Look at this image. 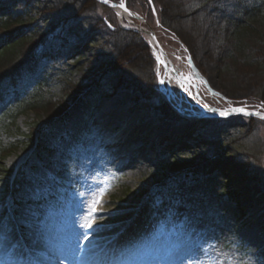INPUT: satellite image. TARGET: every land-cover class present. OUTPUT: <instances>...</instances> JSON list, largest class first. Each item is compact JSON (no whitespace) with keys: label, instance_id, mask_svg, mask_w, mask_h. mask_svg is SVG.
<instances>
[{"label":"rangeland","instance_id":"1","mask_svg":"<svg viewBox=\"0 0 264 264\" xmlns=\"http://www.w3.org/2000/svg\"><path fill=\"white\" fill-rule=\"evenodd\" d=\"M51 1L73 11L80 6L88 21L102 18L136 31L149 45L147 53L156 47L147 33L156 28L153 20L142 16L134 20L90 0ZM236 1L264 8V0H220V12L226 13L224 5ZM139 8L147 11L145 6ZM32 9L28 0H5L0 17L26 16ZM202 13L186 22L200 27L190 29L193 36L189 34L187 41L191 39L193 47L191 64L208 87L201 102L187 100L177 78L157 84L158 72L166 75L155 62L158 52L152 55L156 79L148 99L120 86L115 71L108 68L106 29L89 32L76 20L69 25L52 22L48 27L41 21L46 31L36 50L35 73L24 76L18 86L8 84L0 122L8 105L43 80L53 104L69 105L70 117L56 119L46 132L48 117L33 111L21 114L9 131L0 123V140L17 144L3 165L23 170L28 177L16 204L8 188L13 177L0 176V232L7 237L0 248V264L15 259L17 264H264V120L204 115L215 108L247 104L257 87V75L242 83L224 74L218 60L225 37L223 18L212 6ZM257 21L262 27L264 19ZM24 32L28 37L34 27L27 26ZM156 32L174 66L193 73L182 44ZM4 34L0 31V46ZM259 57L264 62V53ZM94 65L99 70L86 77L87 68ZM82 81L90 85L74 105L70 92ZM165 88L171 92L170 100ZM35 122L41 125L40 140L29 146L28 129ZM174 154L191 171L165 179L158 163ZM214 178L224 181L215 185L228 187L227 192L207 190ZM105 189L95 216L102 230L88 231L89 239H81L77 251L76 234L85 231L79 225L89 215L91 201ZM100 238L105 243L120 241L107 258L100 257L105 246ZM11 245H16L15 250ZM7 247L10 251H5Z\"/></svg>","mask_w":264,"mask_h":264},{"label":"trees","instance_id":"2","mask_svg":"<svg viewBox=\"0 0 264 264\" xmlns=\"http://www.w3.org/2000/svg\"><path fill=\"white\" fill-rule=\"evenodd\" d=\"M5 0H0V5L4 4ZM95 6L101 5L97 1L90 0ZM119 2L120 0H112ZM220 0H127L128 8L137 12L146 21H155L153 25L156 27L152 29L154 32L159 31L163 34L169 35L171 38L179 41L182 47L192 54V43L187 41L192 33L190 29H199L200 27L188 26L186 22L192 15L203 11L202 14H206L211 10V6L215 11L219 12L221 16L220 24L222 26L225 37L219 53L220 64H223L224 74L234 78L238 82H244L248 78H254L257 75L256 80L257 87L251 93L253 98L247 100V105L258 107L264 104V62L259 57L264 53V21L263 26L259 27L257 20L264 19V8L261 5L242 4L240 1H236L233 6L225 4L226 13L220 12V7L223 4L219 3ZM71 2H77L72 0ZM140 2V5L139 3ZM28 3L32 4L33 9L26 16L14 17L12 15L0 17V31L5 34V40L0 46V106L5 104V94L8 88L13 84H16L24 74H34L35 65L38 60L35 57L37 47L44 40V32L46 31V24L51 25L52 22L69 23L74 20L78 21L80 27L90 29L89 32L96 31L97 28L106 29L110 34L109 42V63L108 68L111 67L115 71V75L119 80L120 86H124L127 89L134 91L136 94L142 97H148L150 99V93L155 75L153 73V56L147 53L149 45L145 44L144 38L140 36L134 30H128L124 28L115 27L110 21L102 18H94V21H88V16L81 13L80 6L76 7L73 11L72 8H66L60 3L56 5L51 0H28ZM66 3L63 1L61 4ZM73 5V4H72ZM145 6V10H140L139 7ZM157 7V9H156ZM155 9V12L153 11ZM52 11V14H48ZM36 16L33 18L32 16ZM41 21H45V25H40ZM149 21V22H150ZM159 21V23H157ZM27 26H33L34 32L28 37L26 36ZM90 27V28H89ZM45 29V30H44ZM44 30V31H43ZM157 33V32H156ZM195 43V40L193 41ZM194 55V54H192ZM78 64V63H77ZM99 70L96 65L89 66L87 68L86 77L91 73ZM260 70V71H259ZM261 70L263 72H261ZM248 73H251L250 75ZM256 73V74H254ZM244 74L248 77L244 78ZM242 78H241V77ZM157 78V77H156ZM155 78V79H156ZM239 78V80H238ZM241 78V79H240ZM158 79V78H157ZM84 81V79H83ZM80 82L75 87L76 89L71 91L72 100L74 105L81 102V96L83 92L89 88L90 83ZM31 93L25 94L11 104L1 116V126L4 130H10L12 126L16 125L17 118L21 114L28 112H36L37 114H45L48 117V122L43 127V131H48L55 120L65 121L70 117L69 105L63 103L53 104V95L44 91L47 88L45 81L39 82ZM92 83V82H91ZM8 85V86H7ZM10 86V87H9ZM78 87V89H77ZM48 90V89H47ZM166 105L162 106L164 109ZM40 123L35 122L30 127L28 139L30 145L36 143V140H40L37 130L40 129ZM39 144V143H38ZM16 143L5 145L0 140V176L4 178H11V184L9 185L10 194L16 199L18 194L22 191L23 185L27 183L28 177L23 170H18L14 174L15 170H8L4 164V161L13 153L17 148ZM41 150L40 147H38ZM159 170H162L163 177L165 179L172 178L176 175H185V173L191 171L188 168L186 162L179 157V155H172L169 158L160 160ZM220 179L214 178L212 184H210L207 190H211L213 193H219L226 191L228 187L220 188L215 185ZM220 182H224L222 179ZM226 188V190H224ZM211 192V193H212ZM227 192V191H226ZM235 200L239 199V195L236 192L230 193ZM229 194V195H230ZM17 204L18 201L16 199Z\"/></svg>","mask_w":264,"mask_h":264},{"label":"snow or ice","instance_id":"3","mask_svg":"<svg viewBox=\"0 0 264 264\" xmlns=\"http://www.w3.org/2000/svg\"><path fill=\"white\" fill-rule=\"evenodd\" d=\"M101 2L102 3H107L108 0H101ZM149 3H151V0H149ZM119 6L120 7H124V5L122 3ZM125 10H127V9H125ZM153 11L155 12V9H153ZM157 23H159V21H157ZM157 61L159 63H164L163 61L160 60L159 56L157 57ZM189 67L190 68L193 67V65L191 64V58L190 57H189ZM183 80H184V78L182 76L181 80L177 81V83L180 84L181 87H184ZM161 83H163V80H161ZM244 103H246V102H244ZM260 107H264V105H262ZM231 113L232 114H242V115H245V116H253L254 115V116H257L259 119L264 120V113H261L259 111H257V112H249L244 107L232 108L231 109ZM228 114H229L228 112H221L220 113V115L222 117H227ZM106 193H107V189L99 192L97 194V196L91 201L90 208H89V215L87 217H85L84 218V222L79 225V228L83 229L85 231L78 232L76 234V237H75V249L77 251H79L80 247H81L80 246V240L83 239L84 241H87L89 239V237L87 235L88 231H94L96 233H99L102 230V226L96 225L95 216H96L98 207L102 205V197L104 195H106ZM94 225H96V226L94 227ZM6 239H7V237H5L3 232H0V248L3 247L4 242H5ZM11 248H12V250H15L16 245H11Z\"/></svg>","mask_w":264,"mask_h":264},{"label":"flooded vegetation","instance_id":"4","mask_svg":"<svg viewBox=\"0 0 264 264\" xmlns=\"http://www.w3.org/2000/svg\"><path fill=\"white\" fill-rule=\"evenodd\" d=\"M178 72H180L183 76L186 77L185 80H183L184 87H181V89L184 90V94L187 97L188 100L194 99L195 101L201 102L203 100V94L204 89L206 88L203 85V80L201 76L199 75V72L195 71L193 68V73H188L187 71L182 70L179 66ZM199 96V98L196 97ZM197 98V99H195Z\"/></svg>","mask_w":264,"mask_h":264},{"label":"water","instance_id":"5","mask_svg":"<svg viewBox=\"0 0 264 264\" xmlns=\"http://www.w3.org/2000/svg\"><path fill=\"white\" fill-rule=\"evenodd\" d=\"M95 1H98V2L102 3L101 0H95ZM121 3L124 5V7H120V6H119ZM102 4H104V5H106V6L108 5V6H109L110 8H112V9H116V8L119 9V8H120L122 11H124V12H125L126 14H128L130 17L132 16V17L138 18L137 14H135L132 10H129V9L127 8L126 1H121V2L118 4V3H115V2H112V1L108 0L107 3H102ZM125 9H127V10H125ZM150 34L152 35V37H153V39H154V41H155V44H156L157 47H158V52H160V55H162L163 57H166V55H165V53H164V51H163V49H162V47H161V44H159V42H158V40H157L156 34H155V33H150ZM238 108H239V107H238ZM246 110L249 111V112H257V110H252V109H246ZM221 112H228L229 114H228L227 116H229V115H236V116H238V115H242V114H232V113H231V109H230V110H226V111L219 110V111H217V113H215L214 117L217 116V117L221 118V117H222V116L220 115ZM259 112L264 113V111H259ZM243 116H245V115H243ZM246 117H250V116H246ZM253 117L258 118L257 116H254V115H253ZM258 119H259V118H258Z\"/></svg>","mask_w":264,"mask_h":264},{"label":"bare ground","instance_id":"6","mask_svg":"<svg viewBox=\"0 0 264 264\" xmlns=\"http://www.w3.org/2000/svg\"><path fill=\"white\" fill-rule=\"evenodd\" d=\"M100 241H101V243H103V244H105V246L99 251V253H100V257H104V256H106L105 258H107V254L109 253V251L112 249V248H114V249H116L117 248V246H118V243L120 242L119 241V239L116 241V239H111L110 240V242H108V243H105L106 241H105V238H100L99 239ZM97 245V244H96ZM99 245V244H98ZM5 251H10V248H6V250ZM108 252V253H107ZM107 253V254H106ZM5 255V254H4ZM3 255V256H4ZM98 255V254H97ZM1 257V256H0ZM3 258V257H2ZM18 263V260H14V261H12V264H17Z\"/></svg>","mask_w":264,"mask_h":264}]
</instances>
